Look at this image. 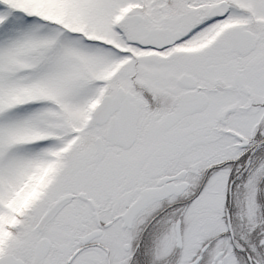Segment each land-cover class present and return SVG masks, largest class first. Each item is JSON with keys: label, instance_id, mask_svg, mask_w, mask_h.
I'll use <instances>...</instances> for the list:
<instances>
[{"label": "snow or ice", "instance_id": "1", "mask_svg": "<svg viewBox=\"0 0 264 264\" xmlns=\"http://www.w3.org/2000/svg\"><path fill=\"white\" fill-rule=\"evenodd\" d=\"M0 264H264V0H0Z\"/></svg>", "mask_w": 264, "mask_h": 264}]
</instances>
